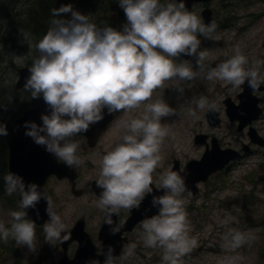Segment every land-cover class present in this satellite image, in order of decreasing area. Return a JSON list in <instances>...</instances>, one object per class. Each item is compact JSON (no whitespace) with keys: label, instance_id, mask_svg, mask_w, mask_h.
Wrapping results in <instances>:
<instances>
[{"label":"clouds","instance_id":"9594fccd","mask_svg":"<svg viewBox=\"0 0 264 264\" xmlns=\"http://www.w3.org/2000/svg\"><path fill=\"white\" fill-rule=\"evenodd\" d=\"M118 3L126 16L120 29L107 23L98 26L89 14L75 10L71 4L50 10L53 18L36 44L39 55L32 58L23 85L33 99L42 97L47 111L41 113V124L24 121V135L74 168L83 161L77 155L79 144L72 137L103 120L105 110L107 114L125 113L117 121L122 134L99 161L96 207L105 213L110 234L116 235L123 222L114 223L112 217L118 216L121 209H139L151 194L150 208L157 211L141 221L140 239L144 247L161 250V264H183V258L197 247L182 198L184 178L171 168L163 169L153 187V173L161 164L162 145L170 133L169 125L162 121L180 113L163 98L153 99V93L166 81H176L171 90L180 98L185 91L180 82L198 78L233 88L247 82L255 92L264 84V61L250 62L237 44L231 55L214 67L206 63L208 53L201 48L199 37L212 39L216 24L205 23L186 7L185 0ZM66 13H71L70 18L63 15ZM181 57L194 58L195 64ZM216 108L215 102L200 95L192 99L187 115L196 117L197 111ZM7 135L6 124L0 123V136ZM3 181L9 195H19L20 210L10 213L9 227L0 223V239L12 238L17 246H26L35 253L36 225L27 217L29 209H35L39 216L37 206L42 199L48 217L43 224L45 242L55 247L57 242L70 238L51 197L36 182L26 183L13 172H8ZM154 190L162 191L156 194ZM221 223L226 228L222 235L226 251L235 253L256 239L249 231L231 227L230 217ZM135 248L130 244L119 255L112 246L98 248L97 255L104 256L102 264H124ZM239 260L238 255L228 256L225 264H238ZM91 264L101 261L93 259Z\"/></svg>","mask_w":264,"mask_h":264},{"label":"rangeland","instance_id":"374dc122","mask_svg":"<svg viewBox=\"0 0 264 264\" xmlns=\"http://www.w3.org/2000/svg\"><path fill=\"white\" fill-rule=\"evenodd\" d=\"M41 1L0 0V16L8 11L5 17H2L5 19L0 18L2 20L0 21V31L2 30L0 35V106L2 107L0 117L4 119V123L10 125L14 123L15 113L21 109L19 106L24 104L21 100L14 104L15 99L10 93L13 82L18 78L17 67L27 65L34 56L39 55L36 44L40 38L37 37L38 34L34 36L31 33L32 29L29 26L33 14L28 10L29 4L34 5ZM49 1L53 2V8H59L62 4H71L75 10L84 14L88 13L91 18H98L100 26L105 23L111 25L115 21L116 28L120 29L126 22L125 13L119 6L118 0H47L46 3H50ZM98 3L101 4L98 5ZM93 5H98V7L92 8ZM209 6L213 8L215 18L219 19V23H216L212 39L199 37L201 48L208 53L206 63L214 67L217 63L227 59L231 55V49L237 44L250 62L252 60L264 61V0H213L209 2ZM35 9H38V6ZM203 9V6L196 4L189 10L204 20ZM115 14L118 17H115ZM63 15L66 17V14ZM99 17L102 20H99ZM29 46L30 55L28 54ZM189 61L195 64L194 58ZM176 62L179 63L180 59ZM261 75L264 76V69H261ZM175 83L176 81H166L163 88L153 93V99L163 98L180 113L175 117H166L162 121L169 125L170 133L162 145L161 164L153 173L154 183L163 169L173 167L175 157L180 158L182 167L190 158L201 157L206 146L204 143L195 141V135L199 131L207 130L217 135L223 147L232 146L244 152L243 156L233 160L229 167L212 174L207 181L201 182L198 194L191 191L183 193L182 198L186 202L185 211L191 227L190 235L197 240V247L193 249L195 255L188 259L183 258V264H225V258L233 255L240 257L238 264H264V145L254 144L247 129H238L236 120H231L228 116L224 101L228 96L234 98L240 88L225 86L220 81H206L198 78L181 81L180 86L185 91L183 96L178 98L177 93L171 90V85ZM200 95L207 96L210 101L215 102L217 109L221 111L223 119L221 125H210L204 113L205 110L197 111L196 117L187 115V108L192 99ZM261 95L264 97V91ZM261 105L264 109V101ZM125 115L124 113L123 116ZM253 124L264 136V110ZM121 134V130L115 128L112 133L101 140L97 150H92L90 154L81 157L85 176L79 184L80 187L97 178L100 171L99 161L103 156L97 155L105 154L106 152L103 151L113 147L112 142L118 141ZM244 143L250 144L252 147L250 151L243 150ZM48 186L53 190L52 199L61 209L60 216L67 230L71 229L81 214L99 212L95 203L99 197L93 192L77 195L73 193L71 183L65 179H55ZM16 204L19 205L18 197ZM12 211H18V207L13 206L2 196L0 223L6 227L11 223L10 213ZM94 217L97 218V215ZM226 217L231 218V227L249 231L256 239L235 253L226 251L222 247V235L226 228L221 223ZM35 231L37 246L35 253L29 252L26 246L19 247L15 243V248L20 250V261L17 260L16 252L7 250L2 253L0 264H40L41 260L42 264H57L61 244L57 242L55 247L50 246L45 242L43 229H35ZM141 231L140 223L136 230L130 233L132 239H135L130 244H139L144 256L141 254L139 256L134 249L131 261L134 264H150L146 261L153 256L161 257V250L144 247L140 239ZM10 240L12 238L7 241ZM1 243L0 239V249Z\"/></svg>","mask_w":264,"mask_h":264},{"label":"water","instance_id":"95a60500","mask_svg":"<svg viewBox=\"0 0 264 264\" xmlns=\"http://www.w3.org/2000/svg\"><path fill=\"white\" fill-rule=\"evenodd\" d=\"M194 1L198 0H185V4L186 6H191ZM204 13L207 23L209 21H214V17L211 14L210 8H207ZM28 67L29 66H22L19 68L20 76L18 82L15 84L16 88L24 85L25 78L29 75ZM239 98L240 102L237 105L229 98L228 105L229 108H231L230 112L232 108L237 109L236 117L240 119L239 129L242 130L247 123L251 122L260 114L262 109L258 106L260 97L252 95L251 92L249 93L248 91H244L239 94ZM34 102L35 105L33 107L26 110L21 116L17 117L16 119V128L14 129L9 139V171L22 176L26 183L36 182L40 186L41 190L46 192L47 195L50 196L45 189V182L47 177L53 172H57L59 176H69L73 183V187L75 188L76 170L75 168H70L66 164L58 162L54 155L46 152L45 149L42 148V146L35 144L30 137L24 135V121H35L37 124H41V113L47 111V106L45 105L42 97L34 99ZM210 121L212 123H216L219 121V119L216 118L215 113L213 121ZM249 134L253 141L264 144V137L254 126L250 127ZM207 136V134H198L196 136V141L206 142ZM244 148L248 150L249 146L245 145ZM239 153V150L232 147L222 148L217 136H214L212 139V147L208 145L201 158L190 159L183 170L180 168L179 159L176 158L175 165L173 166L172 170L176 171L184 178L186 190H193V192L196 193L199 189V181L207 180L211 173L220 168H223L231 159L238 156ZM95 181L96 179L93 181V184L96 187ZM153 187L155 188L154 184ZM97 189L100 191L99 188ZM154 191L156 194H161L160 192L162 190ZM79 192L80 190H76V193ZM150 201L151 194L145 198L139 209L132 210L131 216L123 224L121 231L117 233V235H111L109 232V226L104 222L103 227L100 231V238H103V244L115 243L114 240L116 238H120V233L122 232V230H125L127 228L132 229L134 225L138 221L144 219L145 216H151L152 214H154L157 209L150 208ZM45 207L46 202L42 199L37 206L39 210V216H37V212L35 209H29V217L38 224L45 223V221L48 219L45 212ZM54 209L57 212L55 205ZM147 209L150 210L147 211ZM115 217L116 215L112 217L114 222ZM67 234L70 238L62 243L64 248H66L68 242L72 239H79L81 245H85L88 247H92V245H94L91 234L84 228L82 218L79 219L71 229L67 230ZM116 242L118 243L117 240ZM120 244H117L118 253L121 249ZM66 258L67 257L65 256L61 264H68L69 260L67 261Z\"/></svg>","mask_w":264,"mask_h":264},{"label":"flooded vegetation","instance_id":"af4514ba","mask_svg":"<svg viewBox=\"0 0 264 264\" xmlns=\"http://www.w3.org/2000/svg\"><path fill=\"white\" fill-rule=\"evenodd\" d=\"M211 1H213V0H198V1H194L191 4V6H186V7L190 9V8H193L196 4L199 5V6H203L204 9H203L202 13L204 15V21H206L204 11L207 8L211 9V14L215 18L213 8L209 6V2H211ZM100 4L101 3H98V5H100ZM98 5H93L91 7L93 8L94 6H96V8H97ZM70 16H71V13H66V17L67 18H70ZM115 17H118V15L115 14ZM90 19H91V21L93 23H95L98 26H100V24H98V20H97L98 18H94V17L91 18L90 17ZM215 19H216V23H219V19H217V18H215ZM99 20H102L101 17H99ZM111 26L116 28L115 21L112 22ZM185 58H188V60H192L193 59L191 57H185ZM30 64H31V62L28 63L27 65H30ZM213 64H215V63H213ZM23 66H25V65H23ZM17 72H18V78H17L16 81L13 82V85H12L13 88H12V91L10 93L13 94L12 98L15 99L13 101L14 104H16V102H18L19 100H21V102L24 103V104L20 105L19 107L21 109L20 108H19L20 110L17 109V111L18 110L19 111L17 113H15V116L13 118L14 123L11 124L13 126L11 134L13 133L14 129L16 128V119H17V117L21 116L26 110H28L29 108H31V107H33L35 105L34 99L31 97L30 92L26 91L23 88V85L18 87V88L15 87V84L18 82V79H19V76H20L19 67H17ZM245 85L247 86V90L246 91H248L250 93L251 88L248 86L247 82L245 83ZM105 113L106 114L104 116V119L101 120L97 124L91 125L87 132L80 133V134L72 137V139L79 144V148L77 150V155L80 157V159H81L82 156H85V155L90 154L91 152H93L92 150H97V148L100 146L101 140H103L104 137H106L107 135L112 133V131L115 128H117V121L124 115L123 112H116L114 114H107V110H105ZM204 113H205L207 118H209L210 116H211V118H214V113L216 115V118H218V115H217V113L215 111L205 110ZM118 130H120V129H118ZM203 132L207 133V135L208 134L212 135V133L208 132L207 130L199 131L197 133H203ZM116 142L117 141L112 142L113 146L115 145ZM208 145H209V142L206 141L205 142L206 148L208 147ZM42 148H44V147L42 146ZM103 152H106V151H103ZM102 155H104V154H101V155L98 154L97 156H102ZM58 162H60V161H58ZM60 163H63V162H60ZM82 167H83L82 163L79 166L74 167L75 170H76V178H75L76 184H75V188L73 187V183H72V181H71L69 176H59V174L57 172H53L47 177V180L45 182V189L50 194L51 199H52L51 193H53V190L50 189V186H48V184H50L55 179H59V180H64L65 179L66 181H69L71 183V189H72L73 193H75L77 195L78 194L83 195V194L88 193V192H93L96 196L99 197L98 194H99L100 191L93 184V181L96 178L92 179L91 182L88 181L89 184H85L83 187L79 186V184L81 183V180L85 176L84 170H83ZM76 190H80V192L76 193ZM52 201L54 202L53 199H52ZM55 205L57 207L58 214L61 215V209H60L59 205L56 204V203H55ZM98 210H99V212L97 214H94V213H89L87 215L81 214L79 217H77L76 221L72 225V227H73L76 224V222L79 219L82 218V221H83V224H84V228L91 234L92 240L94 241V245H92V247L81 245L78 242V240L69 241L67 246H66V248H64V246L61 245L60 246L61 247L60 248V252H59L58 258H57V264H61L63 262L65 256L67 257L66 260L67 261L69 260L68 264H91V261L93 259H97V260L101 261V264H102L104 256L103 255H101V256L97 255V249L98 248L107 249L109 246H112L115 249V254L119 255L121 253L122 249H126L131 241L132 242L135 241V239H132V237L130 236V233L136 230V228L138 227V225L141 223L142 220L137 222L132 229L127 228L125 230H122V232L120 233V238H118V239L116 238L114 240L115 243H111V244L105 243V244H103V238L102 239L100 238L99 233H100V230L102 229L103 224H104L105 213L103 211H101L99 208H98ZM131 213H132V210L128 211V210L121 209L119 215L115 217V222L114 223L119 224V223L123 222V224H124V222L126 220H128V218L131 216ZM96 215H97V218L94 217ZM116 240L118 241V243L116 242ZM120 242H121V244H120ZM117 244L121 245V249H120L119 253H118ZM135 245H136L135 251H137V254L139 256H140V254L142 256H144V253H142L143 250L140 248V245L139 244H135ZM192 254H193V251L189 255H187L185 257L190 258V256ZM146 262H148L150 264H157V263L161 262V257L153 256L150 260H147ZM124 264H134V262L131 261V257H130L128 260H126L124 262Z\"/></svg>","mask_w":264,"mask_h":264},{"label":"trees","instance_id":"16d2710c","mask_svg":"<svg viewBox=\"0 0 264 264\" xmlns=\"http://www.w3.org/2000/svg\"><path fill=\"white\" fill-rule=\"evenodd\" d=\"M46 2L47 0H42L40 2L41 4L38 3L40 5L38 4L30 5L29 4V10H28L29 13L33 14L30 20L31 25L29 26L32 29L31 33L34 34V36L38 34L39 36L37 37H39L40 39L46 33L49 27V21L53 18L51 15V11H50L51 9H53V6H52L53 2L51 1H49L50 3H46ZM36 6H38V9H35ZM5 15H1L0 18L5 17ZM2 19H5V18H2ZM0 21L2 20L0 19ZM1 31H0V35H1ZM0 111H2L1 106H0ZM0 123L6 124L7 131H8L7 136H0V199L2 196H4L8 200V202L13 204V206L18 207V204H16V198H17L16 193L9 195L5 190V184L3 181V177L9 172L8 162H7L8 161V139L12 132L13 126L8 123H4V119L3 118L1 119V117H0ZM18 210L20 209L18 208ZM35 225H36V229H41V230L43 229V225H38L36 222H35ZM9 226L10 224H8L7 227ZM1 242L2 243H1V249H0V257L2 256L3 252H6L7 250H13L14 252H16V255L18 257L17 260L20 261V250L15 248V241L13 239L10 241H3L1 239ZM41 262L40 264H42Z\"/></svg>","mask_w":264,"mask_h":264}]
</instances>
